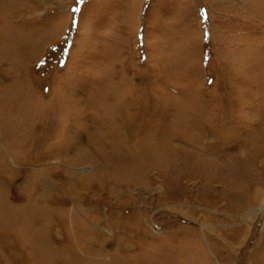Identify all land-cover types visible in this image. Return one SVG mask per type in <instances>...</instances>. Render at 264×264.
<instances>
[{
    "label": "rangeland",
    "instance_id": "1",
    "mask_svg": "<svg viewBox=\"0 0 264 264\" xmlns=\"http://www.w3.org/2000/svg\"><path fill=\"white\" fill-rule=\"evenodd\" d=\"M263 185L264 0H0V264H264Z\"/></svg>",
    "mask_w": 264,
    "mask_h": 264
},
{
    "label": "bare ground",
    "instance_id": "2",
    "mask_svg": "<svg viewBox=\"0 0 264 264\" xmlns=\"http://www.w3.org/2000/svg\"><path fill=\"white\" fill-rule=\"evenodd\" d=\"M262 157H263V156H262ZM263 186H264V185H263ZM261 191H263V190H258V188H256V189L253 190V193L255 194V199L253 198V201L258 199V196H259V194H260ZM257 201H258V200H257ZM260 203H261V204H260ZM259 204H260L261 208L264 210V200H261V201L259 202Z\"/></svg>",
    "mask_w": 264,
    "mask_h": 264
},
{
    "label": "snow or ice",
    "instance_id": "3",
    "mask_svg": "<svg viewBox=\"0 0 264 264\" xmlns=\"http://www.w3.org/2000/svg\"><path fill=\"white\" fill-rule=\"evenodd\" d=\"M73 11H75V9H73Z\"/></svg>",
    "mask_w": 264,
    "mask_h": 264
}]
</instances>
